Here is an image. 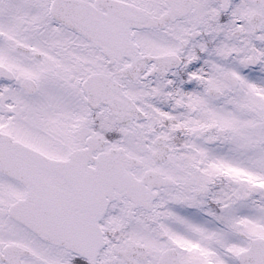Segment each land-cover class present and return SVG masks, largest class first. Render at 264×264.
I'll use <instances>...</instances> for the list:
<instances>
[{"label":"snow or ice","instance_id":"1","mask_svg":"<svg viewBox=\"0 0 264 264\" xmlns=\"http://www.w3.org/2000/svg\"><path fill=\"white\" fill-rule=\"evenodd\" d=\"M0 264H264V0H0Z\"/></svg>","mask_w":264,"mask_h":264}]
</instances>
